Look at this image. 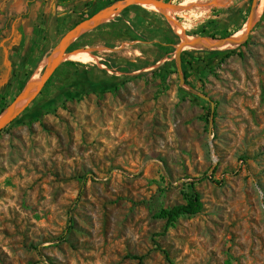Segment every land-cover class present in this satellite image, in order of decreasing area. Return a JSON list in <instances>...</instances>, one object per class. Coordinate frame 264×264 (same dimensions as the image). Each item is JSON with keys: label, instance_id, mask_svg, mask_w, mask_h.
Returning <instances> with one entry per match:
<instances>
[{"label": "rangeland", "instance_id": "374dc122", "mask_svg": "<svg viewBox=\"0 0 264 264\" xmlns=\"http://www.w3.org/2000/svg\"><path fill=\"white\" fill-rule=\"evenodd\" d=\"M25 1L23 14L10 16L17 28L24 15L30 28L19 27L0 83L8 99L26 75L44 74V59L104 2ZM166 1L182 41L222 29L247 36L232 47H185L189 85L178 46L159 49L167 26L151 13L161 12L140 2L120 5L109 21L135 6L129 17H145V28L123 20L77 37L97 59L62 60L54 84L0 130V264H264L262 16L246 34L258 1ZM232 49L242 56H226ZM111 52L150 66L110 69L101 55ZM192 183L203 211L166 229L154 214L183 202Z\"/></svg>", "mask_w": 264, "mask_h": 264}, {"label": "trees", "instance_id": "16d2710c", "mask_svg": "<svg viewBox=\"0 0 264 264\" xmlns=\"http://www.w3.org/2000/svg\"><path fill=\"white\" fill-rule=\"evenodd\" d=\"M114 1L117 0H104L103 5L98 7L94 13L96 14L98 11H100L102 8L107 7L109 5H111ZM63 2V0H62ZM65 2V1H64ZM62 4V3H61ZM135 6H130V7H126L124 8L119 15H117L113 20L109 21V22H105L102 23L100 25H98L97 27H100L102 25H106L108 23H112V22H119V21H123V20H127L129 25L132 26L134 29H139V28H145L144 23L148 22L146 21L145 17H139L134 18V17H129V13H130V9L133 8ZM155 16L160 17L163 22L166 24V30H167V34L165 35H160L159 38V42H158V46L160 50H163L164 48H167L165 53H171L174 52L177 48V46L181 43V36L175 32L173 26L171 25V23L168 21V19L166 18V16L162 13H151ZM91 15V16H92ZM262 20H264V12L262 15ZM247 21V19L244 20V23ZM96 27V28H97ZM239 29H237L236 31H238ZM86 33L82 34L79 39L84 36ZM234 32L229 31L227 29H222L220 31V33L215 34V33H202V36H206L208 38H213L216 39L217 36H219V38H227L230 37L231 35H233ZM73 49H87L84 47H78L77 46V41H75L74 43H72L68 48H67V52L73 50ZM170 50V51H169ZM214 54H218L219 51H213ZM95 55L99 56V53H94ZM186 54H190L189 51H183L181 52L180 58H181V63H182V70H183V75H184V80L186 84H190L188 81V78L191 76V71L189 70L188 67V62L187 61L185 55ZM234 54H238L240 56H242V53L239 49H232L230 51L226 52V56H232ZM102 59V63L105 64L108 68L113 69V70H119V71H123V72H135L137 70H140L142 68H145L147 66L150 65H138V64H130V65H126L125 60L117 53V52H111V53H104L103 55H101ZM193 55L190 56V58L193 59ZM162 58H164V55L161 54L157 57V59L151 64L154 65L157 62H159ZM77 64H83L79 61H72V60H66L62 63V65H77ZM165 65L167 63H164ZM37 67H33L31 69V72L34 73V71L36 70ZM59 71V68L56 69L54 71V73L50 76V78L48 79V81L46 82L45 86L43 87V89L40 91V93L38 95H41L44 93V91H47L49 86L53 85L55 82V78H56V74ZM28 76L26 75V77H24L22 79V86L19 88L18 94H20V92L23 90L25 84L28 81ZM16 99V96H11L9 99L6 97V95H0V115L4 112V110L9 107L12 102ZM29 108V105L24 109L27 110ZM211 110L208 111V113L210 114ZM217 167H215L216 169ZM191 188L192 190L190 192L188 191H184L183 192V202L181 203H177L173 206L170 207H166V208H161L159 209L158 212H156L154 214V216L156 218L159 219H163L166 222V229L172 226H175L177 221L181 218V217H186V216H192V215H196L200 212L203 211L204 209V201L202 198V194L200 191H198L195 187V184L192 183L191 184ZM166 257L169 260V255L167 252H165ZM172 264H175L172 262ZM231 264V263H228Z\"/></svg>", "mask_w": 264, "mask_h": 264}, {"label": "bare ground", "instance_id": "6f19581e", "mask_svg": "<svg viewBox=\"0 0 264 264\" xmlns=\"http://www.w3.org/2000/svg\"><path fill=\"white\" fill-rule=\"evenodd\" d=\"M258 4L255 7L254 16L252 21H257L261 18L264 12V0H257ZM142 6L148 10L158 11L161 12L168 17H172L173 21L175 18L170 14V5L169 4H162L155 1H142L140 2ZM260 4V5H259ZM115 12V8L111 7L108 9L102 10L99 14L95 15L93 18L87 20L86 22H81V24L75 29L74 34L70 35L61 43L59 47H57L50 56H48L41 64L42 70L46 73L51 67L55 65L58 61L62 60H72V61H79L82 63H89L95 61L97 56L87 49H73L69 52L64 51L65 45L71 41L73 38H77L84 34L85 32L89 31L90 29L97 27L98 25L105 23L111 19L112 13ZM170 16H169V14ZM113 19V18H112ZM178 34H184L179 26L176 27ZM244 33L242 30L238 35ZM185 35V34H184ZM241 40H235L232 44H223L222 47H232L235 43H240ZM186 47L194 46V44H203L207 46L214 45L213 40L210 38H201L196 36H188L186 39ZM219 45V44H215ZM40 67V68H41ZM42 82V77L39 75L38 72L34 73L30 79L25 84L26 89L24 93L19 97V99L12 103L9 107H7L4 112L0 115V124L6 122L10 118H12L18 111L27 103V101L34 95L37 91L40 83ZM24 86V87H25ZM15 101V100H14Z\"/></svg>", "mask_w": 264, "mask_h": 264}, {"label": "crops", "instance_id": "0c3cea01", "mask_svg": "<svg viewBox=\"0 0 264 264\" xmlns=\"http://www.w3.org/2000/svg\"><path fill=\"white\" fill-rule=\"evenodd\" d=\"M26 6L25 0H0V83L10 73L13 66L12 57L19 43L17 39L21 40L19 27L23 28L24 33H27V29L30 28V21L24 15L19 17L21 25L17 28L12 25L10 16L23 14ZM7 24L8 27L5 29Z\"/></svg>", "mask_w": 264, "mask_h": 264}, {"label": "water", "instance_id": "95a60500", "mask_svg": "<svg viewBox=\"0 0 264 264\" xmlns=\"http://www.w3.org/2000/svg\"><path fill=\"white\" fill-rule=\"evenodd\" d=\"M127 1H136V2H142V1H155V2H158V3H164V4H168V2L166 0H123V1H119L115 4H113L112 6H107L103 9H101L100 11H98L96 14L90 16L89 18L81 21L82 23L83 22H86L87 20L93 18L95 15L99 14L102 10L104 9H108V8H111V7H114L115 8V11H117L116 9H118V7L124 3H127ZM260 5V4H259ZM254 11H255V7L253 9V12L251 14V19L247 22V25H246V34L250 31L251 27H252V18L254 16ZM78 23L73 29H71L67 34L64 35V37L62 38V40L60 41L59 45L57 47H59L61 45V43L64 41V39H66L67 37H69L70 35L74 34V31L75 29L81 24ZM235 35H231L230 37H227V38H221V39H213V38H210L213 40V43L214 45H211V46H216L215 44H219L218 46H222L223 44H232L235 40H243L246 38L247 35L245 36H240V37H234ZM80 37V36H79ZM77 38H73L71 41H69L65 47H64V51L67 52V47L76 40ZM186 44L187 42L186 41H182L181 40V43L178 45V49H177V55H178V64H179V74H180V80H181V83L185 84V81H184V75H183V71H182V63H181V58H180V55H181V52L185 49L186 47ZM200 44H194V46H198ZM207 46V45H205ZM56 47V48H57ZM55 48V49H56ZM61 63V61H58L57 63H55V65L53 67H51L46 73H44L41 77H42V82L40 83L37 91L34 93V95L27 101V103L18 111V113H16L12 118H10L9 120H7L6 122L0 124V130H2L7 124H9L10 122H12L21 112L24 111V109L35 99V97L40 93V91L43 89V87L45 86L46 82L48 81V79L50 78V76L54 73V71L56 70V68L58 67V65ZM26 89V86L23 88V90L20 92V94L17 95L16 99L14 102H16L19 97H21V95L24 93ZM203 98L207 99V100H210V97H208L207 95H201ZM13 102V103H14ZM213 104V102H212Z\"/></svg>", "mask_w": 264, "mask_h": 264}]
</instances>
